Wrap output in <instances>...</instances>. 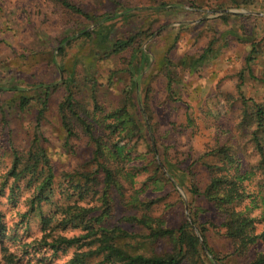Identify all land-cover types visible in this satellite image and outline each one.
<instances>
[{
    "label": "rangeland",
    "instance_id": "374dc122",
    "mask_svg": "<svg viewBox=\"0 0 264 264\" xmlns=\"http://www.w3.org/2000/svg\"><path fill=\"white\" fill-rule=\"evenodd\" d=\"M70 2L89 17L57 0H0V88H17L0 91V189L15 153L28 158L35 142L53 167L55 188L68 186L67 175L96 172L94 143L78 124L76 136L69 138L63 124L61 105L70 93L86 123L105 139L107 117L126 109L133 123L110 140L126 147L129 162L111 164L123 176H118L120 188L110 193V216L104 217L105 228L123 232L118 245L131 253L162 256L172 252L173 242L148 239L149 231L128 219L145 214L170 229L195 221L203 258L213 264H249L264 243L245 256L235 254L223 227L225 216L204 192L211 167L222 166L216 150L230 148L240 163L237 175L250 177L244 182L250 198L236 209L249 211L257 220L256 233L263 232L262 177L252 173L258 157L251 131L243 130L240 121L243 104L264 103V0ZM120 42L128 46L118 51ZM171 168L181 181L171 177ZM11 183L0 197V211L7 232L21 238L7 244L22 256L20 244L42 234L36 220L27 224L21 216L32 192L23 191L14 207L8 197ZM20 186L23 190L24 182ZM192 187L201 196L192 194ZM138 202L149 209H138ZM91 206L101 203L96 199ZM83 234L69 231L66 236ZM95 248L69 249L55 258L46 251L25 260L70 264L75 253Z\"/></svg>",
    "mask_w": 264,
    "mask_h": 264
},
{
    "label": "trees",
    "instance_id": "16d2710c",
    "mask_svg": "<svg viewBox=\"0 0 264 264\" xmlns=\"http://www.w3.org/2000/svg\"><path fill=\"white\" fill-rule=\"evenodd\" d=\"M57 1L69 11L89 17L70 0ZM118 46V51H120L125 49L128 43L120 42ZM255 53L256 49L253 47L251 54ZM145 58L147 56H144ZM204 58L205 56H202L198 61H202ZM247 62L249 67L252 62L251 55ZM139 69L140 67L136 66L135 70ZM0 91H17V88H0ZM22 104H25L24 100ZM243 105L246 109L242 113L240 127L243 130L251 131L250 142L258 157L255 171L252 173L255 175V172L258 171L262 177L260 198L264 202V103L253 102L251 106L247 103ZM61 112L69 138L76 136V124H78L94 143L93 159L97 170L94 173L67 175L68 186L63 188V185H60L59 188H55L53 167L39 143H34L26 159L15 153L13 168L7 174L6 181L0 189V197H3L4 188L12 181L8 197L16 207L21 193L30 190L32 193L26 200L27 208L21 216L22 219L27 220V224L30 220H36L42 236L31 243H21L22 256L12 252L7 242L11 241L13 244H17L21 242V238L16 231L7 232L2 222L4 216L0 211V255L3 264H29L30 259L26 261L25 257L32 254L51 251L55 258L59 252L66 253L69 249L79 251L84 247L96 248L88 252L75 253L70 264H213L211 259L203 258L204 253L200 239L195 234L193 227L196 225L195 221L186 222L178 229H170L162 221L155 220L145 214L142 217H131L128 220L144 226L149 231L148 239L156 242L169 240L173 242V250L162 256H146L128 252L119 246L118 239H121L123 232L105 228L104 217L110 216V193L113 189L120 188L118 176H123V170L111 164L120 161L129 162L130 153L125 152L126 147L120 141L112 142L110 138L118 131H127V124L133 123V117L126 109L109 115L107 121L110 122H107L106 126L109 138L105 139L103 136H97L93 127L87 124L80 115L72 93L62 103ZM216 151L222 166L211 167V182L204 192V197L213 202L225 216L223 227L226 230V236L233 242L235 254L245 256L254 246L264 243V230L260 234L256 233V218L251 217L249 211L244 212L236 209L246 198H250V194L246 193L244 187V182L250 177L247 174L237 175L240 163L231 153L230 148H221ZM111 158L117 160L111 162ZM172 170L173 168L169 171L171 177L181 181V177ZM234 170L235 172H233ZM125 175L129 177V173ZM99 176L102 177V180L99 179ZM21 182L25 184L23 190L20 186ZM190 191L197 196L201 194L196 187H192ZM96 199L101 203L100 207L91 206ZM148 206L144 202H138L136 207L147 211ZM44 207H50V210L45 212ZM257 207L258 204L254 206V208ZM69 231H81L84 234L69 238L66 236ZM205 247H207L206 243ZM213 260L219 261L215 257ZM46 261L39 260V263L48 264ZM249 264H264V250L256 253Z\"/></svg>",
    "mask_w": 264,
    "mask_h": 264
}]
</instances>
